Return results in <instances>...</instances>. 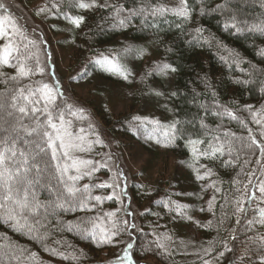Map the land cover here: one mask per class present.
I'll return each mask as SVG.
<instances>
[{"label": "trees", "instance_id": "trees-1", "mask_svg": "<svg viewBox=\"0 0 264 264\" xmlns=\"http://www.w3.org/2000/svg\"><path fill=\"white\" fill-rule=\"evenodd\" d=\"M42 1L53 15L64 17L73 27L76 49L72 61L81 67L80 75L93 71L107 85L109 93L102 94L101 105H94L97 111H93L94 116L100 117L112 136L120 138L125 155L133 146L146 150L151 155L148 164L152 163L153 171L147 178L134 179L128 186L132 201L144 210L140 216L141 230L131 238L128 226L122 223L124 212L117 199L89 200L85 208L76 203L60 208L52 203L56 195L44 186L43 178L56 186L57 161L51 159V149H47V155L41 154L43 159L37 156L36 161L41 165L43 177L36 188L37 199L48 206L47 211L40 209L29 216V223L35 225V230L29 231L27 227L16 226L14 221L6 222L0 210V264H115L123 257L128 243L132 244L128 249L131 261L124 258L120 264H144L150 260L156 264H204L205 261L264 264V194L259 192V185L264 182V156L259 149H247L245 144L251 142L250 135L264 140V34L252 30L253 24L264 21V0H187L190 19L172 11L151 14L152 8H176L180 0H96L95 6L89 8H81L79 3H92V0ZM119 9H123L120 19L125 20L126 26L117 20ZM139 9L146 11L135 14ZM78 16H83L84 21L76 27L72 19ZM233 22L243 30L225 28V24ZM197 29L201 31L198 33ZM21 33L11 37L19 53L13 51L9 63L0 64V73L4 74L0 75V107L13 113L7 117L12 120L20 118L11 108L12 90L41 86L37 84L41 73L35 71L38 60L35 45L29 43L33 38L26 31ZM5 44L0 43V55ZM126 48L128 52L124 51ZM113 54L124 65L134 68L128 79L95 63L97 58ZM25 56L27 66L34 69L33 74L11 80L10 77L17 75L18 62ZM163 64L171 65L176 71L158 72L157 65ZM117 92H122L123 100L130 103L127 111L118 114L110 107L111 96ZM56 103L62 108L65 104L73 106L71 110L64 108L65 119L72 121L73 131L84 129L92 142L91 160L98 162L94 166L103 165L105 145L89 112L85 110L86 119H80L79 113L72 116L70 112L81 107L62 96ZM147 105L157 109L159 125L141 115ZM225 109L234 112L238 119L217 115ZM254 113L262 124L252 119ZM137 116L142 119L134 120ZM22 122L32 124L28 117ZM173 122H178L179 131L170 142L162 128ZM144 130L154 131V137H146ZM225 132L235 133L227 137L234 151L199 155L209 151L210 144H217L214 137H219L221 142L226 139ZM4 135L7 133L0 131V136ZM25 139L36 137L25 135ZM97 139L101 143H95ZM189 140L203 141L195 145L196 155ZM61 151L58 150V158L63 163ZM92 167L82 171H90ZM197 170L201 176L210 170L211 175L197 179ZM108 173V167H100L91 176L75 182L76 187L82 189L87 184L92 196L107 197L112 194L111 188L95 185L105 183ZM70 174L76 173L72 170ZM245 186L248 193L243 196L245 211L238 212L234 201L245 192ZM108 213L115 215L110 217ZM113 223L123 230L111 242L93 238V224L97 225L95 231L99 236ZM158 232L166 234L170 246H158L162 244Z\"/></svg>", "mask_w": 264, "mask_h": 264}, {"label": "snow or ice", "instance_id": "snow-or-ice-1", "mask_svg": "<svg viewBox=\"0 0 264 264\" xmlns=\"http://www.w3.org/2000/svg\"><path fill=\"white\" fill-rule=\"evenodd\" d=\"M96 4V0H92V3H79L81 8L93 7ZM45 9H40L39 12H43ZM123 9L116 11V17L121 26L125 25V20L120 19V12ZM145 9H139L135 14H142ZM168 11L174 12L177 16L190 19V10L187 7V0H180V5L176 8H165L157 7L151 9V14L163 15ZM39 12L37 14H39ZM203 13V9H201ZM235 21V17L232 18ZM84 21L83 16H78L72 19V23L79 27ZM225 28L231 26L237 32L242 31L240 27H237V24L233 22L231 25L225 24ZM252 30L260 31L264 34V21H261L259 24H253ZM198 33L200 29L196 30ZM15 34H22L20 28L18 27L16 21L9 14L8 6L0 2V37H9V43L3 46V53L0 55V64H8L9 57L12 52L15 51L19 53V48L13 43L11 37ZM29 43L34 44L35 41H30ZM125 52H128L129 49H124ZM46 55H50L46 53ZM28 57H23L18 62V72L16 76L10 77L11 80H18L20 77H27L33 74L34 69L27 66ZM95 63L107 71H111L122 75L124 79H128V71L126 67L120 63L119 57L115 54L110 56H101L97 58ZM171 70L175 72L176 69L172 68L169 64L157 65V71L167 74ZM35 71L43 74L45 69L40 66L39 61L37 60ZM0 75H4L0 73ZM246 83V81L244 82ZM37 84H41L38 88L31 87H21L15 88L12 91L14 92L11 95L10 99L12 101L11 108L15 109L16 112L20 114V119H17L14 124L10 125L7 128L0 129V131L7 133V135L0 136V210L3 211V217L5 221H14L15 225L18 227H27L29 231L35 230V225L29 223V216L36 214L40 209L47 211V205L44 202H41L37 199L36 188L41 184L42 180V169L40 163H37V156L41 154L47 155V149H51V159L56 160L54 171L58 173L55 179V187L53 183L48 178L44 179V186L49 188V190L56 195V200L52 203L56 207L63 208L65 204L76 203L79 207L85 208L88 206L89 200H95L102 202L104 199H120V197L115 193L108 195L107 197L102 196H92L90 192L89 185H84L83 188H77L75 182L84 178V176H91L93 172L99 171L100 167L107 168V164L94 166L98 162L93 160H85L80 158H73L69 155V151L73 149H78L79 151H90L91 150V141H89V147L86 149L82 145L85 142V137L83 135H73L70 131L72 126L71 120L65 119L64 108L71 110L73 108L70 104H65L64 108L60 105H57L56 101L59 96L63 95L61 91L60 82L56 80L54 84L42 83L37 81ZM160 95V93H157ZM175 95V93H173ZM2 106V105H0ZM248 109H251V105L246 106ZM85 110L83 108H78L75 111H71L70 115L77 116V113L80 114V119H86L83 115ZM55 113V118L54 114ZM9 116H12V112L7 113ZM217 115H227L232 119H238L236 114L228 109H225L223 113H217ZM41 116L44 117L41 120ZM28 117L32 124H24L23 118ZM134 120H141V117H134ZM147 119V118H144ZM252 119L256 124H262L261 119H257L256 114L254 113ZM7 123V122H5ZM153 123L159 125V121H153ZM178 122H173L170 125L163 126L162 133L163 135L171 142L176 138ZM243 123V122H242ZM247 126L246 124L244 125ZM91 127V125H90ZM80 133H84V129L81 128ZM23 133V134H22ZM251 133V129H249ZM27 136H35L36 139L28 140L25 139ZM226 139L222 142L219 137H214L217 140L216 145H209V151L199 152V155H215L216 153L223 154L225 150L229 153L234 151L232 147V141L227 139V137L235 136V133L225 132ZM264 135V132H262ZM250 143L245 142L247 149H259L261 156H264V140H258L255 136L250 135ZM95 143H101L99 139ZM188 143L192 145V152L194 155L198 153V149L195 147L197 144L203 143L199 140H189ZM23 145V147L21 146ZM58 150L60 156L63 157L64 162L61 163L58 158ZM198 158V156H197ZM43 159V156H41ZM247 163V161H245ZM93 165L90 171H82V169L87 168L88 166ZM203 167V166H202ZM47 168V165H45ZM75 171V175L70 174L71 171ZM117 175H122V173L114 174L113 182L110 183H101L95 185L98 188H113V186L119 188L120 183L117 182ZM211 175L210 170H206L204 176L199 175V170H197V179H204L206 176ZM254 175V173H253ZM251 181H249V184ZM214 186V185H213ZM247 186H245V192L241 195L239 199H236L234 203L237 206L238 212L245 211L242 206L243 196L247 195L246 191ZM219 191V189H217ZM237 191H240L237 189ZM123 192V188H121ZM259 192L264 194V182H261L259 185ZM252 196L255 195V192L251 193ZM67 197V199H65ZM215 200V197L212 198ZM212 201H209V207H211ZM177 211H180V207H177ZM108 216H113L115 213H108ZM39 223V221H37ZM124 225L128 224L127 220H123ZM239 223V221H237ZM97 225L93 224L92 236L93 238H98L101 242L109 243L112 240V237H115L123 229H119L115 223L112 224L110 229L102 230V235H97L95 228ZM134 227V225H133ZM85 232L88 229H84ZM235 237H233L234 239ZM159 247L163 248L164 245L160 244ZM132 248V244L128 243L123 257L117 259L115 264H120L124 258H128L131 261V254L128 249ZM206 253L209 250H205ZM35 255V254H33ZM222 256L223 253H220ZM113 264V262H109ZM204 264H209L208 261H205Z\"/></svg>", "mask_w": 264, "mask_h": 264}, {"label": "rangeland", "instance_id": "rangeland-1", "mask_svg": "<svg viewBox=\"0 0 264 264\" xmlns=\"http://www.w3.org/2000/svg\"><path fill=\"white\" fill-rule=\"evenodd\" d=\"M0 2L8 6L9 14L16 21L20 30L26 31L33 38V41H35L34 45L37 59L40 66L45 69L39 81L42 83L54 84L56 80H59L61 91L63 92L62 97H65L78 107L87 110L96 123V131L105 145L104 152L106 160L102 162V164H107L109 169L105 182L111 184L114 174L122 173V175H117V182L120 183V187L117 188L113 186L111 190L112 192L115 191L120 197L118 202L124 212V219L128 221V237H134L141 230L140 216L144 210H141V208L132 201L128 186L134 179L143 180L153 171V169H151L152 163L150 162V164H148L151 155H148L146 150H142L136 146H133L132 150L127 149L125 155L123 153L124 148L122 144L119 143L120 138L112 136L108 128L100 120V117L96 118L94 116V105H101L104 102L102 94H108L109 91H107L106 83L102 82L95 72L88 71L80 75L83 73L81 72V67H77L78 65L74 64L75 61H72L73 53L76 49V37L70 22H67L64 17L61 18L53 15L42 0H30V2L29 0H0ZM40 9L45 10L39 12ZM38 12L39 14H37ZM0 43L8 44L7 36L0 37ZM46 53L50 55H46ZM120 63L123 64L122 62ZM124 66L128 74L131 72L134 73L133 67H130V65ZM107 72L114 73L111 71ZM124 96L122 92H117L111 96L110 107L112 110L116 111V114L120 111H127L129 109L130 103L127 102L128 100H123ZM144 107L146 106L144 105ZM147 107V109L145 108L142 110L143 112L141 115L147 116V119L152 122L158 121L157 109L153 110L150 105H147ZM94 112L97 113L96 110ZM7 117L8 114L5 108L0 107V129L9 127L17 120V118H13L12 120ZM18 119L20 118L18 117ZM70 131L74 136L83 135L85 137V142L82 146L86 149L89 147V140L84 133L73 131L71 128ZM143 132L146 137L152 138L154 137L152 135H155L154 131L150 132L144 130ZM118 143L120 146L117 145ZM69 155L73 158L78 157L80 159L91 160V150L79 151L78 149H73L69 151ZM172 165H174V161ZM144 166H147V168L146 172H143V174L141 170ZM121 188H123V192H121ZM157 235L164 246H170L171 241L166 234L158 232ZM183 248L185 249L187 247ZM144 264L156 263L150 260L147 261V263L144 262Z\"/></svg>", "mask_w": 264, "mask_h": 264}]
</instances>
